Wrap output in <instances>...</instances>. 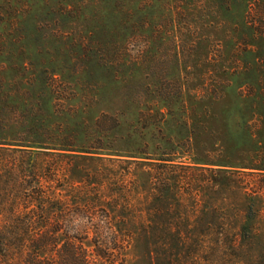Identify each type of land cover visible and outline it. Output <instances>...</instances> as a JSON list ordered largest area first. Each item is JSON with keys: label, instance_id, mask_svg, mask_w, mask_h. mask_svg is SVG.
Returning a JSON list of instances; mask_svg holds the SVG:
<instances>
[{"label": "rangeland", "instance_id": "1", "mask_svg": "<svg viewBox=\"0 0 264 264\" xmlns=\"http://www.w3.org/2000/svg\"><path fill=\"white\" fill-rule=\"evenodd\" d=\"M22 163L112 212L45 229L93 264H264V0H0V167Z\"/></svg>", "mask_w": 264, "mask_h": 264}, {"label": "trees", "instance_id": "2", "mask_svg": "<svg viewBox=\"0 0 264 264\" xmlns=\"http://www.w3.org/2000/svg\"><path fill=\"white\" fill-rule=\"evenodd\" d=\"M109 5L114 10V6ZM182 106L183 101L181 109ZM184 126L189 132L186 122ZM0 176V264H93L86 249L77 243L80 239L70 237L60 245L58 239L49 238L53 231L45 229L54 225V218L60 217L61 225L56 229L61 231L64 221L68 223L67 216L87 219L93 227H96V218H103V226L109 227L114 224L111 211L107 208L95 210L86 202L73 211L60 206L56 201L53 178L31 163L0 167ZM112 234L113 237L107 239L104 245L98 246L99 256L106 260L112 256L107 253V247L110 244L116 246L119 241L115 231ZM25 235H28L31 244L28 252L25 250ZM39 235L42 237H35ZM49 248H53L56 255L45 256Z\"/></svg>", "mask_w": 264, "mask_h": 264}]
</instances>
